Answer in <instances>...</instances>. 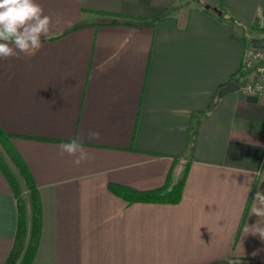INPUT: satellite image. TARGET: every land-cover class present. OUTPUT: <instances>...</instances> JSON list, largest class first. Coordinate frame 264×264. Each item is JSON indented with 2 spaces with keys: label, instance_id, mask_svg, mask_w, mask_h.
I'll list each match as a JSON object with an SVG mask.
<instances>
[{
  "label": "crops",
  "instance_id": "crops-1",
  "mask_svg": "<svg viewBox=\"0 0 264 264\" xmlns=\"http://www.w3.org/2000/svg\"><path fill=\"white\" fill-rule=\"evenodd\" d=\"M37 2L60 22L34 56L0 60V128L42 203L32 264H264L253 233L264 217L251 213L264 191V98L221 93L252 76L241 67L246 41L263 35L264 0ZM74 138L92 159L59 154ZM176 158V173L188 166L178 203L109 188H159ZM17 222L0 169V264Z\"/></svg>",
  "mask_w": 264,
  "mask_h": 264
},
{
  "label": "trees",
  "instance_id": "trees-1",
  "mask_svg": "<svg viewBox=\"0 0 264 264\" xmlns=\"http://www.w3.org/2000/svg\"><path fill=\"white\" fill-rule=\"evenodd\" d=\"M207 10L217 14L221 19L226 17L227 12L223 7L209 5ZM219 10L220 12H218ZM129 22L134 23L135 21ZM138 24L145 25L146 23ZM253 28L257 30L258 25ZM260 32L264 35V28ZM232 80L233 78H230L223 86ZM218 97L219 92L212 98L206 110L193 114V117L200 118L206 115ZM176 166L177 158L174 160L164 184L156 189L136 190L116 184H109V188L130 203L134 201L178 203L183 196L188 166L185 164L179 173H176ZM0 169L12 187L18 211L16 236L5 264H32L42 230V203L39 189L29 168L12 145L10 136L1 128Z\"/></svg>",
  "mask_w": 264,
  "mask_h": 264
},
{
  "label": "clouds",
  "instance_id": "clouds-1",
  "mask_svg": "<svg viewBox=\"0 0 264 264\" xmlns=\"http://www.w3.org/2000/svg\"><path fill=\"white\" fill-rule=\"evenodd\" d=\"M59 17L45 14L43 6L37 0H0V60L34 56L42 47V37L58 24ZM251 93V88L247 90ZM89 140H98L99 132L90 131ZM60 155L65 153L74 157V164L80 165L92 159L90 153L82 147L77 139L59 145ZM251 213L264 217V191H256L253 196ZM264 239V229H257Z\"/></svg>",
  "mask_w": 264,
  "mask_h": 264
},
{
  "label": "built area",
  "instance_id": "built-area-1",
  "mask_svg": "<svg viewBox=\"0 0 264 264\" xmlns=\"http://www.w3.org/2000/svg\"><path fill=\"white\" fill-rule=\"evenodd\" d=\"M243 70L252 73L250 79L240 83V90L246 94L264 98V48L257 47L252 41L246 45L243 57ZM251 88V93L247 90Z\"/></svg>",
  "mask_w": 264,
  "mask_h": 264
},
{
  "label": "water",
  "instance_id": "water-1",
  "mask_svg": "<svg viewBox=\"0 0 264 264\" xmlns=\"http://www.w3.org/2000/svg\"><path fill=\"white\" fill-rule=\"evenodd\" d=\"M207 8L209 7L208 5L206 6ZM220 12V10L218 11ZM251 41L253 44L257 47L264 48V35L262 36H254L252 37ZM240 88V84L237 83L236 81H230L227 85H225L221 89V93L227 92V91H232V90H237Z\"/></svg>",
  "mask_w": 264,
  "mask_h": 264
},
{
  "label": "rangeland",
  "instance_id": "rangeland-1",
  "mask_svg": "<svg viewBox=\"0 0 264 264\" xmlns=\"http://www.w3.org/2000/svg\"><path fill=\"white\" fill-rule=\"evenodd\" d=\"M262 36V35H261ZM254 37V36H253ZM249 41H251V40H248V41H246L247 43H249Z\"/></svg>",
  "mask_w": 264,
  "mask_h": 264
}]
</instances>
